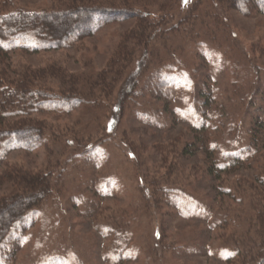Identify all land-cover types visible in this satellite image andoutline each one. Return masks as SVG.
I'll use <instances>...</instances> for the list:
<instances>
[{
  "label": "rangeland",
  "instance_id": "obj_1",
  "mask_svg": "<svg viewBox=\"0 0 264 264\" xmlns=\"http://www.w3.org/2000/svg\"><path fill=\"white\" fill-rule=\"evenodd\" d=\"M9 2L7 11L42 13L60 0ZM172 3L166 29L158 28L137 47L110 96L94 78L108 71L129 32L139 29L137 18L100 25L71 48L33 53L18 47L0 58V73L10 80L25 67L36 71L61 64L81 80L84 91L83 103L72 113L31 109L29 116L48 128V143L33 151H10L0 161V176L10 166L53 174L51 196L29 212L37 214L27 230L19 224L12 228L0 249V264H264L253 245L258 230L250 224L255 206H264L259 198L264 133L260 153L251 136L257 121H264V15L236 10L224 14L226 24L216 33L200 21L194 23L196 32H189L177 27L187 12L197 6L198 19L206 11L221 13V7L215 0H172L171 8ZM148 10L162 15L158 7ZM37 39L26 45H38ZM170 65L177 67L175 78ZM207 100L211 104L205 108ZM17 117L3 127L12 129L25 118ZM192 144L198 147L194 156L177 158V151ZM232 153L245 160L239 168L222 172L218 180L206 176L209 161L222 163ZM167 161L179 164V178H168ZM162 188L182 191L184 197L173 203L188 205L183 201L177 211L167 207L157 214L152 198L144 197ZM0 189L9 195L16 186L4 179ZM246 241L252 242L248 248ZM246 251L253 257H245Z\"/></svg>",
  "mask_w": 264,
  "mask_h": 264
},
{
  "label": "trees",
  "instance_id": "obj_2",
  "mask_svg": "<svg viewBox=\"0 0 264 264\" xmlns=\"http://www.w3.org/2000/svg\"><path fill=\"white\" fill-rule=\"evenodd\" d=\"M171 1L172 0H64L63 2L60 0L58 6H52L48 11L30 13L24 10L16 12L7 11L10 8V2L7 0L0 9V58L5 57L8 49H17L18 47L24 51L30 50L33 53L60 51L71 48L73 45L77 44V40L81 41L84 38L93 36V33L96 32L100 25L102 26L120 19L137 18L139 20V23H137L140 26L139 29L136 28L129 32V38H125L121 52H119L117 59L112 60L113 62L109 65L108 71H104L101 75L94 78V82H100V86L103 87L106 92L105 94L110 96L114 91V86L119 80V77H121L128 68L126 64H131L134 61L137 47L147 43L148 38L152 37L158 28L165 26L164 29H166L171 18L170 10L172 9V12L174 10L173 6L175 3H172L171 8ZM215 1L221 7V13L210 15L209 12L206 11L202 18L200 17L197 19L195 15H197L198 12L196 10L197 6H195L197 13L195 10L194 12L192 11L193 13L187 12L185 17L188 16L185 22L182 24L180 23L177 27H181L184 31L196 32L197 28L195 24L200 21L204 23L206 27H210L211 31L216 33L217 28H224L226 24L224 18L226 19V16L232 11L240 10L242 14L249 17L264 15V0ZM183 2H185V0H181V3ZM150 7H158L159 13L162 15H153L152 11L148 10ZM154 17H156V19ZM173 17L176 18L175 15L172 14V19H174ZM189 22L193 23L183 28V26ZM7 36L12 37L11 39H7ZM36 38H38L37 40L40 42L38 45L34 47L26 45L27 40H36ZM6 40L8 41L6 42ZM176 41L177 38H174L173 45ZM178 49L181 50L180 47H178ZM177 50L175 49L174 52ZM22 69V72L18 73L19 75L16 80H10L8 79L9 76L6 77L0 73V161L5 154L10 151L19 149L33 151L42 146L44 147L48 143V139L45 137V132L48 128H46L43 122L35 121L29 116L28 112H31V109H48L53 110V112L55 110H62L64 114H69L78 108L84 101L82 96L84 91L81 89V80L77 76L69 75L68 71L62 67L61 64H52L36 71L26 67ZM176 69L177 67L172 65L167 68L168 71L172 70V76L174 78L175 72L177 71ZM161 76L162 75L158 76L159 82H161L160 85H164ZM5 79H8V81L6 82ZM175 80L178 83L182 82L179 79ZM191 80L192 82H190L192 85L190 86H194V80L192 78ZM92 81L93 79H89L88 83H92ZM37 82H41L40 84L43 87H40ZM57 88L58 90L56 92ZM9 91L12 93L7 94ZM11 97L15 99L12 100ZM19 97L20 99H18ZM35 99L39 100L38 104L40 106L34 104L33 100ZM47 101L52 103L62 102L64 106L44 105ZM42 102L45 103L42 104ZM210 104L211 103L207 100L203 106L206 108L210 106ZM16 115L18 116L17 118H25L20 119L12 129L3 127V125L7 124L8 119ZM256 124L258 127L251 133L252 139L256 141L255 143L252 141V147L256 149L257 153H260L259 150L261 149H258V147L262 145L264 121H257ZM194 129L199 132L198 128ZM75 131H73V133ZM204 132H206V130H204ZM202 143L204 144L205 142ZM133 149L135 150L134 147ZM213 150L215 151V149ZM196 151H198L197 144L185 145L177 151V158L186 161L194 156ZM249 152L251 154L252 150H249ZM228 156L229 158L227 157L225 159L222 157L224 160L222 163H218V160L217 162L216 160L209 161L205 168L206 176L209 175L218 180L222 172L232 168L237 169L240 164L245 161L241 155L232 153ZM175 161L178 162L176 159ZM167 162L168 178L173 176L179 178L182 173L181 170H179V164ZM138 165L140 164L137 163L136 166ZM167 175H165L164 178H166ZM4 179H8L15 184L16 189L9 195H1L0 189V249L8 240L7 236L15 225H21L24 230L29 228L27 227L29 218L37 214V212H32L31 214L29 212L47 200L53 191V174L50 172L47 173L39 170L36 173L10 166L5 170L4 174L0 176L1 182ZM259 181L264 187V172L260 174ZM157 192L159 193L158 196H156ZM160 192H162L164 197L161 196ZM151 195L154 197H144V200L152 198L154 202L153 206H155L157 214L162 215L167 207L177 211V209L185 205L184 200V202H180L181 204L176 202L173 203V200L176 201V198L181 199L184 197V193L179 190L162 188L155 193H151ZM259 198L264 201V190ZM185 203L188 205L187 202ZM185 207L187 209L189 208V206ZM255 207L256 211L254 212H256V215L254 216V220L250 221V224L254 229L256 227L258 230L257 234L259 235V239L257 235L253 245H256V250L258 251L255 255H258L260 259V256H264V206L257 204ZM254 221L256 222L255 226ZM164 227L165 224L163 223V233L161 234L163 242L165 240ZM105 229H107L108 232L112 231L110 228ZM241 240L244 241V239ZM243 243L246 248L250 247L252 244V242L249 244V241ZM241 247L242 246L239 247L240 250ZM239 252V250L238 252L233 250V254H235L236 257ZM240 254L242 255L241 252ZM249 256L253 257L250 252L248 254V251H246L245 257ZM122 257L123 255L114 256V258L119 259Z\"/></svg>",
  "mask_w": 264,
  "mask_h": 264
},
{
  "label": "snow or ice",
  "instance_id": "obj_3",
  "mask_svg": "<svg viewBox=\"0 0 264 264\" xmlns=\"http://www.w3.org/2000/svg\"><path fill=\"white\" fill-rule=\"evenodd\" d=\"M185 2H187V0H185Z\"/></svg>",
  "mask_w": 264,
  "mask_h": 264
}]
</instances>
